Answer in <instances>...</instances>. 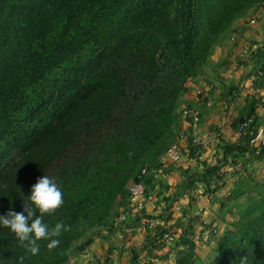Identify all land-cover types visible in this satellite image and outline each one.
Here are the masks:
<instances>
[{"label":"trees","instance_id":"obj_1","mask_svg":"<svg viewBox=\"0 0 264 264\" xmlns=\"http://www.w3.org/2000/svg\"><path fill=\"white\" fill-rule=\"evenodd\" d=\"M254 1L0 0V214L23 211L46 175L64 204L44 222L71 227L31 255L0 226V264H69L71 242L107 216L136 165L167 148L189 77ZM251 209V251L224 264H264V194Z\"/></svg>","mask_w":264,"mask_h":264},{"label":"rangeland","instance_id":"obj_2","mask_svg":"<svg viewBox=\"0 0 264 264\" xmlns=\"http://www.w3.org/2000/svg\"><path fill=\"white\" fill-rule=\"evenodd\" d=\"M178 8L179 4L175 6L176 11L172 7L170 9L169 16L174 22L178 18V15H176ZM262 18H264V0L254 1L245 5L224 26L220 34L216 36L212 46L222 39H226V37L237 45L236 40L237 42L239 41V36L237 34L231 36L232 33L239 32L234 26L242 21L253 26L258 20L261 21ZM260 27H264V23L260 24ZM261 33L259 39L254 42L256 45L253 48H248L250 51L253 49L256 51L262 41H264V30ZM212 46L208 55L211 54ZM208 55H206L205 60L196 67L189 77L191 80L190 88L181 92L177 98L174 110L175 118L170 126L171 134L169 133V135H171V138L166 141L167 148L157 155L155 159L151 158L138 163L129 177V179L135 181L139 176L141 168L147 165L155 167L168 147L176 140L177 132H185L187 135L186 131L190 130L188 129L190 118L185 117L183 111L185 108H191V106L196 107L197 102H200L201 104L198 109L196 107L198 124L195 130H197L201 140H205L203 146L208 145L214 153L217 150L219 153L218 157L214 158L215 166L209 172H201L202 177L190 179L191 175L184 176L187 184L194 182V186L196 187L192 195L185 193L189 197L193 196L192 200L194 202L191 203V200H188L186 203H179L178 199L175 200L179 204L174 206L175 210L173 212H176L178 216L181 213L183 216V213L186 212L187 217L184 215V221H181L178 217L179 224L176 228L170 224L167 225L169 232L173 234V240L167 241L159 238V233L156 232V234L151 235L149 240H143V246L138 253L131 252L132 248H124L131 241L128 238L129 235L131 233L138 235L139 233L137 231L138 228L132 231H120L117 229L119 227L117 226L118 222L125 217L122 213H128L134 209V202L128 194L129 186L134 182L132 181L127 183L122 192L116 196L109 207L107 216L90 227L82 236L71 242L67 250L69 264H115L118 261L121 264V259L125 258L129 264H177V262L179 264H224L230 257L240 255L242 250H246V252L251 251L250 236L253 230L251 218L259 213L258 210L251 208L258 201L260 195L264 194V141H261L264 139L259 140L257 138V140L247 141L248 130L245 129L242 132L237 130V124L240 120H246V123L250 124L249 127L251 126V118L247 119L245 117V115L250 117L255 114H252L251 110H246L243 114L235 110L227 113L228 111L226 112L222 108L219 109L215 105L213 109L205 112L207 120L203 116L204 112H202L201 106L205 103L206 99L203 100L204 93L200 92V88L198 87H201L202 83L206 81L203 75L208 72V68L206 67ZM256 72L257 76L264 77V72H261V69ZM191 90L192 94L189 93ZM220 99L218 98L219 101ZM191 101L194 103L190 104ZM208 102L209 100H207L206 104ZM261 103L260 101L259 104ZM211 105L212 102H210L209 106ZM259 129L261 133V125ZM212 136L216 139V142L208 143L206 139ZM245 139L247 142H245ZM214 143L219 144L218 148L212 147ZM203 146L199 148L197 155H200ZM226 149L228 153H225ZM227 154L231 155V157ZM14 155L16 156L15 153ZM228 158H234L241 164V168L236 169L233 166V161L232 163L227 161ZM201 163V160H197L198 166ZM6 164L7 162L3 165ZM150 180L151 178L146 179L148 187L146 194L153 189L157 197L158 195L165 197L170 195L167 193L173 191L168 189L169 184L165 186L166 183L161 181H159L161 186L158 188L153 187L152 180ZM177 194L179 195V193ZM140 201L144 206L145 200L142 198ZM169 210L170 205L163 204V213L160 216L155 215L153 219L157 218L158 221H155L153 224L159 226L161 222L165 223V217L168 219L171 216L167 213ZM173 212L171 211L170 213ZM141 216L143 214L139 212L135 213V218ZM144 223L141 222L138 227H143L145 230L150 229ZM230 239L234 241L232 244H228L230 245L228 249V253L230 254L227 256V259H224L220 263V256L226 249L222 250V248L226 246V243ZM90 242H94L97 245L95 247L102 248L101 254L89 248ZM87 250L92 251V253L88 255ZM160 250L162 252L169 250V253L166 252L163 255ZM147 257L151 258L152 261H149L150 263L146 261Z\"/></svg>","mask_w":264,"mask_h":264},{"label":"crops","instance_id":"obj_3","mask_svg":"<svg viewBox=\"0 0 264 264\" xmlns=\"http://www.w3.org/2000/svg\"><path fill=\"white\" fill-rule=\"evenodd\" d=\"M262 21H264V18H262L261 21L258 20L253 26L244 21L239 22L234 26L239 32L232 33L231 36L233 34L239 36V41L237 42L236 40L238 46L235 45L234 42L232 43V40H228L227 37L212 46L211 54L208 55L206 61V67L208 68L209 74L208 72H203L206 81L202 83L201 87H198L200 88V92L202 91L204 93L202 97L203 100L206 99L204 101L205 103L201 106V110L203 109L202 112H204L203 116L206 117V120L207 115H205V112L213 109L215 105H217L219 109L222 108L224 111H228L227 113H231L230 111L232 110L241 112L240 114H243L246 110H251L252 114L255 113L250 117L245 115L247 119L251 118L250 120L252 123L250 127L248 125V127H241V124L246 122V120H241V123L237 124V130L239 132H242L245 129L248 130L247 141L253 139L257 140V138H259V140L264 139L262 138L264 137V77L257 76L258 74L256 72L257 70L260 71V69L261 72H264V52H260L259 48L256 51H254V49L252 51L248 49L253 48L256 45L254 42L257 41L259 35L262 34V30H264V27H260V24L264 23ZM189 93L192 94V90ZM218 98H221L220 101ZM207 100H209L208 104H206ZM192 101L190 104L194 103ZM260 101L262 102L261 104H259ZM210 102H212L211 106H209ZM200 104V102H197L196 107L198 108ZM253 107L254 109H252ZM260 125L262 126L261 133L259 129ZM200 132L202 131L200 130ZM246 139L245 142H247ZM206 140L208 143L216 142V139L213 136ZM218 145V143H214L212 147L218 148ZM201 149L198 160H201L202 163L199 166L189 162L184 152L178 154L175 159L170 158L166 152L162 155V158L156 164L158 175L152 180V184L153 187L158 188L161 186V183L159 182L161 181L166 183L165 186L169 184L170 186L168 189L173 191L167 193L170 195L165 197H163V195H158L157 197L156 194H154L153 189L152 191L147 192L143 198L145 200L144 206L141 211H138L140 214H143V216L139 218H135V213L137 212L135 208H131L132 210L128 213H122L125 217L121 220L122 222H118L117 226L119 227L117 229L120 231H132L138 228L137 231L139 232L138 235L132 233L129 235L128 238H130L131 241L127 243L124 248H132L131 252L138 253L143 246V240H149L151 235L155 234V232L150 231V229L145 230V228L138 226L141 222H145L147 226L148 221H153L152 223L158 221L157 218L155 220L153 218H155V215L160 216V214L163 213V204H169L170 210L173 212V210H175L174 206L179 203H186L188 200H191V203L194 202L192 200L193 196L189 197L185 193L192 195L196 187L194 186V182L187 184V181L184 180V176L191 175L190 179L202 177V173L209 172L210 169L215 166L214 158L216 156L218 157L219 153L218 150L214 153L208 145L203 146ZM225 153H228L227 149L225 150ZM227 155L231 157V155ZM177 193H179V195ZM176 199H178L179 203L175 201ZM170 210L167 212L171 215L170 218L166 219L167 217H165L166 222H161L158 227L169 230L167 225L170 224L176 228L179 224L178 217L181 221H184V215L187 217L186 212L183 213V216L182 213L178 216L176 212L170 213ZM88 246L95 252H100L101 254L102 248L95 247L97 245L94 244V242H90ZM160 252L162 251L160 250ZM166 252L169 253V250L162 252L163 255H165ZM87 253L89 255L92 251L87 250ZM146 261L151 262L152 260L147 257ZM115 264L120 263L118 261L115 262ZM121 264H129V262L125 258L121 259Z\"/></svg>","mask_w":264,"mask_h":264},{"label":"clouds","instance_id":"obj_4","mask_svg":"<svg viewBox=\"0 0 264 264\" xmlns=\"http://www.w3.org/2000/svg\"><path fill=\"white\" fill-rule=\"evenodd\" d=\"M63 204L64 194L60 186L54 179L43 175L31 186V194L28 202L23 203V211L16 212L10 208L7 213L0 214V226L14 234L19 247L31 255H38L39 241L47 240V248L55 249L60 244L58 237L62 232L71 230L63 222H57L51 228L44 222L46 215L54 214ZM24 259V256L19 258L20 264H23ZM241 264H247V257L241 258Z\"/></svg>","mask_w":264,"mask_h":264},{"label":"built area","instance_id":"obj_5","mask_svg":"<svg viewBox=\"0 0 264 264\" xmlns=\"http://www.w3.org/2000/svg\"><path fill=\"white\" fill-rule=\"evenodd\" d=\"M259 51L264 52V41L259 46ZM198 109V108H197ZM196 107L191 106V108H185L183 111V114L185 117L190 118L188 129L187 130V135L185 132L180 133L181 131L176 133V140L168 147L166 154L172 158L175 159L177 158L178 154L184 152L186 158L188 159L189 162H191L194 165H197V160H198V151L201 146H203L205 140H201V138L198 136L197 130H195L197 124H198V112H197ZM248 123L243 122L241 124V127L247 126ZM194 128V129H193ZM192 132V133H191ZM194 132V133H193ZM191 133V134H190ZM183 142V144H181ZM229 163H232L233 161V166L236 169L241 168V164L237 162L234 158H228L227 160ZM157 168L152 167V166H144L141 168L138 180L133 182L129 186V196L131 200L134 202L133 203V208H135L138 211H141L143 208V205L141 203V199L144 198L146 194V185L144 182V179L148 176H151L153 178H156L158 173H157ZM147 227L150 228V231L158 232L159 233V238L165 239L167 241H172L173 240V234L169 232L168 229H164L158 226H155L152 222H148Z\"/></svg>","mask_w":264,"mask_h":264}]
</instances>
